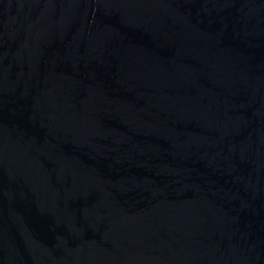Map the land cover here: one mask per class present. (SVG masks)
<instances>
[{
    "label": "water",
    "instance_id": "1",
    "mask_svg": "<svg viewBox=\"0 0 264 264\" xmlns=\"http://www.w3.org/2000/svg\"><path fill=\"white\" fill-rule=\"evenodd\" d=\"M0 264H264V0H0Z\"/></svg>",
    "mask_w": 264,
    "mask_h": 264
}]
</instances>
